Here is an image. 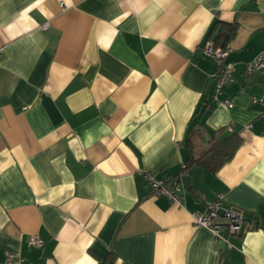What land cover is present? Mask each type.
<instances>
[{
	"label": "crops",
	"instance_id": "0c3cea01",
	"mask_svg": "<svg viewBox=\"0 0 264 264\" xmlns=\"http://www.w3.org/2000/svg\"><path fill=\"white\" fill-rule=\"evenodd\" d=\"M225 36L234 82L215 98L202 46ZM0 47V263L264 264V72L244 67L264 0H0ZM190 136L239 145L183 170ZM141 170L175 179L182 206ZM219 195L244 216L225 248L193 218Z\"/></svg>",
	"mask_w": 264,
	"mask_h": 264
},
{
	"label": "built area",
	"instance_id": "2783aa9c",
	"mask_svg": "<svg viewBox=\"0 0 264 264\" xmlns=\"http://www.w3.org/2000/svg\"><path fill=\"white\" fill-rule=\"evenodd\" d=\"M47 24H41L46 27ZM202 52L205 57L210 59L216 65L215 82L213 86L214 97L216 98L223 88L234 82V62H225L229 53V47L219 46L212 41H206L202 46ZM4 50L0 47V57ZM245 71L248 74L264 72V53L257 54L251 62L245 64ZM222 103L231 108L232 102L225 98ZM141 175L146 179L151 187L154 196H165L169 201L182 206V199L179 195V188L176 186L175 179L168 177H155L149 170H141ZM223 196H217V200L210 203L203 214H194L195 225L203 226L208 229L216 239L224 240V235L239 234L244 230V216L241 210L229 207H222ZM222 212V213H221ZM222 219V220H220ZM31 243L40 247L42 240L37 234L31 236ZM0 264H25L23 258L15 254H8L5 260Z\"/></svg>",
	"mask_w": 264,
	"mask_h": 264
},
{
	"label": "trees",
	"instance_id": "16d2710c",
	"mask_svg": "<svg viewBox=\"0 0 264 264\" xmlns=\"http://www.w3.org/2000/svg\"><path fill=\"white\" fill-rule=\"evenodd\" d=\"M219 23L216 24L218 26ZM219 27V26H218ZM234 27L221 24L219 27V36L223 34H232ZM217 44V43H215ZM239 145L238 140H232L231 138L217 139L210 142L202 150L196 151L191 136L188 138L187 146L190 150V155L187 162L183 166V170L188 169L191 165L198 164L202 167L208 168L210 171H217L224 163L229 161L237 147ZM102 264H116L115 257L109 253L103 260Z\"/></svg>",
	"mask_w": 264,
	"mask_h": 264
},
{
	"label": "water",
	"instance_id": "95a60500",
	"mask_svg": "<svg viewBox=\"0 0 264 264\" xmlns=\"http://www.w3.org/2000/svg\"><path fill=\"white\" fill-rule=\"evenodd\" d=\"M226 40H227V36H225L224 40H223L222 43H221V46H224ZM181 180H182L183 186H185V187L188 188L189 185H190V176L187 175V174L182 175V176H181ZM221 213H222V212H221ZM220 246H221L222 248H225V246H226V242L223 241V240H220Z\"/></svg>",
	"mask_w": 264,
	"mask_h": 264
}]
</instances>
